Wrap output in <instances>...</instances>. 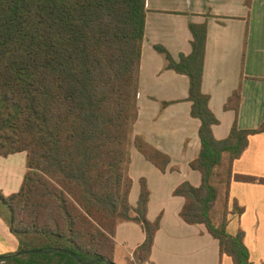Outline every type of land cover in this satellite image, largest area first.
Instances as JSON below:
<instances>
[{"label": "trees", "instance_id": "trees-1", "mask_svg": "<svg viewBox=\"0 0 264 264\" xmlns=\"http://www.w3.org/2000/svg\"><path fill=\"white\" fill-rule=\"evenodd\" d=\"M251 1L244 5L250 8ZM146 13V0H0V158L26 155L19 191L0 193V217L17 252L61 250L0 264H78L65 251L83 262L115 264L116 230L127 222L145 235L127 264H149L161 215L147 219L145 179L136 206L129 203L130 148L162 173L170 160L133 136ZM189 31L188 56L175 60L154 46L166 70L188 78L186 101L200 122V151L190 168L201 175V185L182 183L174 196L184 199V223L205 226L233 264H250L243 232L227 231L230 185H264V178L232 172L264 124L257 130L237 127L238 87L224 106L235 114L230 133L220 141L213 137L219 122L202 92L207 26L189 25ZM231 212L240 216L243 209L233 202Z\"/></svg>", "mask_w": 264, "mask_h": 264}, {"label": "crops", "instance_id": "crops-1", "mask_svg": "<svg viewBox=\"0 0 264 264\" xmlns=\"http://www.w3.org/2000/svg\"><path fill=\"white\" fill-rule=\"evenodd\" d=\"M145 36L137 97L138 118L133 136H140L169 157L162 173L130 148L129 176L132 180L129 203L135 207L140 180L150 192L147 219L161 215L149 264H233L220 254L218 242L205 226L188 225L180 218L184 199L174 191L182 183L195 188L201 175L190 168L198 156L200 122L190 115L186 101V76L166 70L154 46L164 47L173 59L191 53L189 25L207 26L202 92L209 97V109L219 124L212 128L220 141L228 137L234 123L233 111L224 106L238 87L241 104L237 116L240 130H257L264 124V0H146ZM167 103L165 108L162 104ZM235 175L264 178V132L252 136L242 156L232 167ZM26 173V155L0 158V192L8 197L19 191ZM243 209L233 215L232 203ZM227 231L244 234L243 243L250 264H264V185L231 182ZM141 228L132 222L119 225L115 235V264L127 258L144 242ZM17 252V241L0 217V256Z\"/></svg>", "mask_w": 264, "mask_h": 264}, {"label": "water", "instance_id": "water-1", "mask_svg": "<svg viewBox=\"0 0 264 264\" xmlns=\"http://www.w3.org/2000/svg\"><path fill=\"white\" fill-rule=\"evenodd\" d=\"M57 252H61V250L56 249V250H53V251L37 250V251H29V252H16V253L8 255V256H0V261L13 259V258L22 256V255H25V254H28V253L29 254L32 253V254L50 255L52 253H57ZM65 253L71 255L78 264H98V263L114 264L112 262H109V261H106V260H103V259H98V260H94V261H91V262H83L80 259H78L75 254H72V253L67 252V251H65Z\"/></svg>", "mask_w": 264, "mask_h": 264}, {"label": "rangeland", "instance_id": "rangeland-1", "mask_svg": "<svg viewBox=\"0 0 264 264\" xmlns=\"http://www.w3.org/2000/svg\"><path fill=\"white\" fill-rule=\"evenodd\" d=\"M1 193V192H0ZM221 203V202H220ZM215 212H216V216L218 217V220H219V216H220V213H221V210H220V206L218 205V206H216V210H215ZM116 263L117 264H121V261L120 260H116Z\"/></svg>", "mask_w": 264, "mask_h": 264}]
</instances>
